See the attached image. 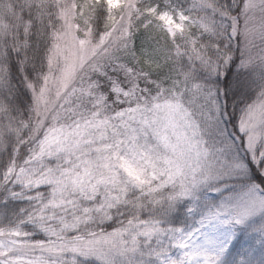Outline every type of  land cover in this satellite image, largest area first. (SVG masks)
Wrapping results in <instances>:
<instances>
[{
    "label": "snow or ice",
    "instance_id": "1",
    "mask_svg": "<svg viewBox=\"0 0 264 264\" xmlns=\"http://www.w3.org/2000/svg\"><path fill=\"white\" fill-rule=\"evenodd\" d=\"M0 264H264V0H0Z\"/></svg>",
    "mask_w": 264,
    "mask_h": 264
}]
</instances>
